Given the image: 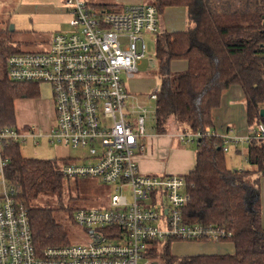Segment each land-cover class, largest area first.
I'll list each match as a JSON object with an SVG mask.
<instances>
[{"label": "built area", "instance_id": "2783aa9c", "mask_svg": "<svg viewBox=\"0 0 264 264\" xmlns=\"http://www.w3.org/2000/svg\"><path fill=\"white\" fill-rule=\"evenodd\" d=\"M64 4L72 31H57L46 50L11 53L4 63L9 80L49 86L55 123L49 131L34 125L0 128V264H154L149 256L153 242L216 243L229 236L220 226L185 221L182 210L189 196L184 175L139 169L146 149V111L127 103L134 96L124 78L138 73L146 51L144 34L158 30L156 8L136 3L100 11L86 0ZM158 90L155 85L147 99L155 101ZM133 113L139 114L132 120ZM250 133L264 139V124L243 136L208 132L222 135L225 152L246 144ZM200 135L176 134L182 143ZM36 137L81 149L77 160L61 166L65 179L95 177L116 190L105 206L74 210L73 224L84 229L79 242L38 248L26 209L5 182L3 144L27 138L35 143Z\"/></svg>", "mask_w": 264, "mask_h": 264}, {"label": "trees", "instance_id": "16d2710c", "mask_svg": "<svg viewBox=\"0 0 264 264\" xmlns=\"http://www.w3.org/2000/svg\"><path fill=\"white\" fill-rule=\"evenodd\" d=\"M219 2V0H217ZM158 14L168 6L187 9L188 26L181 31L155 35V64L161 76L155 99L154 129L164 134L199 131L195 140V163L186 174L188 201L182 214L188 223L220 226L229 236L216 243H230L232 251L175 256L170 242H153L149 256L157 264H264V227L261 224L259 176L264 175V139L251 135L243 145L248 168H229L222 135L214 131L212 113L222 94L240 87L244 116L249 129L264 124V0H147ZM100 11L118 10L111 4L94 6ZM7 29L0 30V128L14 126L13 100L35 97L38 84L16 82L5 75L6 57L16 53ZM182 60V71H171L170 63ZM3 69V70H2ZM20 143L3 144V175L15 200L26 209L33 241L38 248L68 242L67 225H72L74 208L62 202L66 159L26 157ZM232 146V147H237ZM255 174L256 178H253ZM56 196L59 221L50 207L34 204L39 198ZM63 213V214H62ZM65 220H67L65 222Z\"/></svg>", "mask_w": 264, "mask_h": 264}, {"label": "rangeland", "instance_id": "374dc122", "mask_svg": "<svg viewBox=\"0 0 264 264\" xmlns=\"http://www.w3.org/2000/svg\"><path fill=\"white\" fill-rule=\"evenodd\" d=\"M214 1L216 4L220 1L223 2V0H219V2H217V0ZM224 1H230L235 4L237 0ZM93 8L96 9L94 6ZM69 20L70 15L66 11L64 0H0V30L7 29L11 34L10 38L12 39V43L18 48V52L46 50L55 32L60 31L67 33L72 31ZM11 24L13 25V30L10 31L9 26ZM157 32H160V30H157ZM156 33L144 34L146 51L145 57L138 67V73L130 79H125L123 77L127 86V91L134 96L128 98L127 103L129 105H134V107H137V105L140 106V113L142 109L146 111L144 121L145 136L142 138L143 141H147L149 136L152 137L157 133L154 129L155 102L146 97V95L151 92L152 88L155 85H159L161 81V76L158 74L155 64ZM152 62L154 65L151 64ZM38 87L39 93L37 96L18 97L13 100L15 126L34 125L45 131H49L50 127L55 123L53 100L51 98L50 88L47 84L38 85ZM138 114L139 113H133L131 119H135ZM133 127L135 128L136 124H134ZM28 128L29 127H27V129ZM236 131V129H232V133ZM35 141L36 142L33 143L31 138H27L25 142H21L20 151L23 156L45 159L64 158L68 161H72L77 160V157L81 154L80 148H73L55 141L50 142L47 137H36ZM194 145L195 142H191L185 147L193 150ZM230 155L231 151H226V163ZM236 158L238 159V164H240L239 162L242 161L240 154ZM243 165V168H248L246 163H243ZM263 176L261 175L258 177L259 194L261 188L260 181H262ZM253 178H256L255 174ZM63 185L62 202H64V204L67 202L74 210L78 208L105 206L110 196L116 192L112 184L105 183L95 177L64 179ZM1 190L2 185L0 183V191ZM46 200H48L50 207L54 208L57 219L63 221L64 215L59 214L56 209L61 203L60 199L56 196L39 198L34 204L45 206ZM66 221L67 220H65V222ZM66 225L68 226V242H79L78 237L84 236V229L77 224H72L71 226L69 221ZM227 251H232V245L230 243H214L211 241H176L170 243V253L178 257Z\"/></svg>", "mask_w": 264, "mask_h": 264}, {"label": "crops", "instance_id": "0c3cea01", "mask_svg": "<svg viewBox=\"0 0 264 264\" xmlns=\"http://www.w3.org/2000/svg\"><path fill=\"white\" fill-rule=\"evenodd\" d=\"M89 5L111 4L113 7H122L126 4L146 3L147 0H86ZM188 26L187 9L184 6H168L158 14V30L181 31ZM154 65V63H151ZM186 63L182 60H174L170 63L171 71H182ZM214 129L220 134L230 136H243L248 132L244 116V97L239 86L228 88L221 97L220 105L212 113ZM25 126V125H20ZM232 129L236 132L232 133ZM221 130V131H219ZM179 131L172 127L164 134H155L143 141L146 145L144 153L139 157L140 171L148 174H186L194 166L195 150L185 146L176 138ZM177 140V141H176ZM243 145L230 147L231 155L228 156L229 168H243L246 163ZM236 154V155H235ZM240 154L242 161L238 164ZM243 162V163H242ZM247 164V163H246ZM248 165V164H247ZM261 224L264 227V176L260 181Z\"/></svg>", "mask_w": 264, "mask_h": 264}, {"label": "water", "instance_id": "95a60500", "mask_svg": "<svg viewBox=\"0 0 264 264\" xmlns=\"http://www.w3.org/2000/svg\"><path fill=\"white\" fill-rule=\"evenodd\" d=\"M9 30H10V31L13 30V25H12V24L9 26ZM260 115H261L262 117H264V108H262V109L260 110ZM154 264H156V262H154Z\"/></svg>", "mask_w": 264, "mask_h": 264}]
</instances>
